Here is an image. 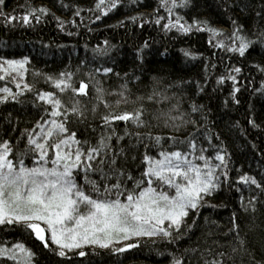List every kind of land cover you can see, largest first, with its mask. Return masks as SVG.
I'll return each instance as SVG.
<instances>
[{
  "label": "snow or ice",
  "instance_id": "obj_1",
  "mask_svg": "<svg viewBox=\"0 0 264 264\" xmlns=\"http://www.w3.org/2000/svg\"><path fill=\"white\" fill-rule=\"evenodd\" d=\"M141 2L131 0L132 4ZM121 3L122 0H97L95 10L107 16ZM3 7L6 2L0 0V24L5 27H14L16 23L31 26L33 20L40 23L51 14L46 7H29L18 16L4 12ZM196 7V0H158L153 13L128 19L133 24L139 21L141 28L145 24L159 26L165 34L207 33L211 48L239 57H245L257 44L264 47V30L250 32L238 17L229 16L230 26L225 29L214 26L208 19H186L178 12L194 11ZM229 8L235 11L240 4L226 3L224 11ZM161 10L166 15H161ZM256 17L264 21V3ZM56 19L63 30L65 21ZM104 45L94 50L96 55H109L108 41ZM151 48V43L145 40L134 50L139 73L121 75L103 64L85 72L78 82L72 71H61L55 76L34 73L36 77L43 76L57 91H34V85L25 81L30 63L27 56L0 62V81L10 78L19 90L0 87V105L21 103L18 98L25 93H34L38 102L47 105L35 126L21 131L15 142L10 137H0V227L21 226L44 249L68 259L69 253L87 256L86 248L124 253L141 247L139 241L145 238L153 244L178 245L186 236L191 238L203 218L209 228L202 233V243L185 248L179 255L168 252L169 264H186V259L191 264L189 257H197V264H236L241 253L250 256V264H264V241L260 247L253 244L249 235L252 228L245 231L244 218L237 212L231 214L227 231H213L212 226L220 228L217 222L202 217L204 209L218 207L211 199L224 186L231 189L234 185L240 193L241 211L256 213L257 204L262 203L260 196L264 195V178L258 180L245 172L233 180L229 167L231 154L223 143L213 142L214 138L220 140V136L210 134L205 106L191 101L187 110L183 108L184 85L193 82L150 75L161 71L148 62ZM179 52L186 60L200 58L190 48H181ZM152 55L167 57L169 51L157 50ZM208 67L206 64V72ZM254 67L264 74V65ZM241 73V67L231 66L216 79L217 86L232 82L229 95L236 104L240 102L237 77ZM112 76L119 83L105 88V82ZM142 77H148L147 84ZM195 83L197 95L203 93L206 85ZM137 85H145V90L136 87L133 91ZM255 91L264 96V81ZM89 114L98 123L95 127L89 125L86 128L89 135L81 137L70 125L85 124ZM196 114L200 119H196ZM120 123L124 125L122 134L118 130ZM248 123L253 128L259 127L255 119H249ZM236 126L239 127V122ZM154 129H168L171 134ZM129 138L131 143L125 147L122 142ZM133 152L139 155L130 154ZM244 188L259 190V195L245 200ZM133 238L137 242L128 243ZM117 244L123 246L115 247ZM254 252L260 253V260ZM34 257L35 253L25 243L0 240V259L12 264H35Z\"/></svg>",
  "mask_w": 264,
  "mask_h": 264
},
{
  "label": "trees",
  "instance_id": "obj_2",
  "mask_svg": "<svg viewBox=\"0 0 264 264\" xmlns=\"http://www.w3.org/2000/svg\"><path fill=\"white\" fill-rule=\"evenodd\" d=\"M5 2L6 7L2 10L18 16L23 15L29 7H46L51 12L50 15L43 17L40 23L33 20L31 26L16 23L14 27H5L0 24V59H23L27 56L30 63L27 65L29 71L25 74V81L34 85V91H57L45 82L43 76H34L35 72L55 76L61 71H72L76 73L77 82L84 78L85 72L101 64L113 67L121 75L133 71L139 73L140 70L134 63V50L148 40L152 45V48L148 50V62L153 68L161 70L159 73L153 71L150 75H163L177 82H193L184 85L183 108L187 110L191 101L205 106L204 115L207 116L206 123L210 134L218 133L220 136V140L214 138L213 142L223 143L231 154L229 167L232 169L233 180L245 172L256 176L258 180L264 178V96L255 91L264 81V74L259 73L254 67L264 65V47L257 44L255 49L245 57H239L211 48L207 44V33L182 36L173 31L165 34L159 26L154 24H145L141 28L139 21L136 24L130 22L129 17L142 14L148 16L153 13L158 0H142L138 4H132L131 0H122L121 5L107 16L95 10L97 0H5ZM233 2L239 3L240 8L247 7L244 11L240 8L235 11L229 8L225 12L226 3L230 5ZM262 3L264 0H196L197 7L194 11L180 9L178 12L185 15L186 19L190 20L193 17L208 19L214 26L225 29L230 26L229 16H235L250 32H255L264 30V21L256 17V12L260 10ZM62 5H68V7L65 8ZM77 11L80 12L79 16L75 15ZM160 14L166 15L163 10ZM98 15L99 20L96 19ZM56 17L65 21L63 30L59 27ZM72 21H75V24ZM121 21L125 23L121 24ZM104 41H108L109 55L101 57L96 55L94 50L105 47ZM181 48L193 49L200 58L186 60L179 52ZM165 49L169 51L167 57L152 55L157 50ZM206 64L209 66L207 72ZM212 64L216 67L212 68ZM231 66L242 68V73L237 77L238 86L241 88V91L237 93L239 104L233 102L229 95L232 90L231 81L222 86L216 85V79L228 72ZM142 79L147 84L148 77H142ZM197 81L201 85H206L204 92L199 95H197L195 83ZM118 83L116 77L112 76L107 79L104 87H115ZM136 87L145 90V85H137L133 87V91H136ZM12 90L19 91L15 86H12ZM18 99L21 103L9 102L0 105V137H10L13 142L21 131L35 126L44 114V108L47 107L36 100L34 93H25ZM226 100L227 104H225ZM196 119H200L199 114H196ZM249 119H255L259 127L253 128L248 123ZM9 120L11 123L8 122ZM237 122L239 127L236 126ZM97 123L98 119L94 120L89 114L85 124L77 122L70 127L76 128L78 135L85 137L89 135L86 128L89 125L95 127ZM123 127V123L118 125L121 134ZM13 128L16 131H12ZM154 131L164 135L171 134L168 129H154ZM177 135L183 136L186 133ZM130 143V138L122 142L125 147ZM140 151L143 149L141 148ZM130 154L139 155V152ZM243 195L247 200L251 195H259V190L244 188ZM239 197L240 193L235 191V185L231 189L224 186L211 199V203L218 207L204 209L202 217H208L217 222L220 228L212 226L213 231H227L231 226L229 224L231 214L233 211L237 212L238 216L244 218L242 227L245 231L249 227L252 228L249 235L253 244L260 247L264 241V236L261 235L264 233V195L260 196L262 203L257 204V212L254 214H245L241 211ZM198 225L191 234V238L186 236L179 241L178 245H166L160 242L153 244L145 238L139 241L141 247L124 253H115L111 249L86 248L87 256L80 257L69 253L68 259L44 249L40 242L21 226L0 227V240L25 243L35 253V264H169L171 257L167 255L168 252H176L179 255L185 248L195 247L198 242L202 243V233L206 232L209 226L205 225L203 218ZM243 234L242 232L241 235ZM136 242L135 238L128 241V243ZM121 246L123 245L118 247ZM254 254L256 259L260 260V253L254 252ZM188 259L191 260V264H197V257ZM0 264H12V262L0 259ZM236 264H250V256L243 253L237 255Z\"/></svg>",
  "mask_w": 264,
  "mask_h": 264
},
{
  "label": "rangeland",
  "instance_id": "obj_3",
  "mask_svg": "<svg viewBox=\"0 0 264 264\" xmlns=\"http://www.w3.org/2000/svg\"><path fill=\"white\" fill-rule=\"evenodd\" d=\"M2 60H4V59H0V62H2ZM0 74H2V73H0ZM5 86L12 88V86H15V83L10 82V78H6L5 80L0 81V87H5ZM0 95H2V94H0ZM119 245H121V244H117V245H115V247H118Z\"/></svg>",
  "mask_w": 264,
  "mask_h": 264
}]
</instances>
